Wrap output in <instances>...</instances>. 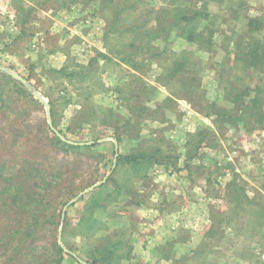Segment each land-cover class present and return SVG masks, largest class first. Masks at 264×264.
I'll return each instance as SVG.
<instances>
[{"label":"rangeland","instance_id":"1","mask_svg":"<svg viewBox=\"0 0 264 264\" xmlns=\"http://www.w3.org/2000/svg\"><path fill=\"white\" fill-rule=\"evenodd\" d=\"M113 2L0 0V264H264V0Z\"/></svg>","mask_w":264,"mask_h":264},{"label":"trees","instance_id":"2","mask_svg":"<svg viewBox=\"0 0 264 264\" xmlns=\"http://www.w3.org/2000/svg\"><path fill=\"white\" fill-rule=\"evenodd\" d=\"M114 5L112 7H107L108 10V14H110L113 18H118L120 19V15L124 12H126L125 15H129L132 13V9L140 7V4L142 3V0H113ZM101 4L104 7V5L106 6H110L112 4V0H101ZM183 5V4H182ZM178 6V5H177ZM184 6V5H183ZM183 10V11H181ZM145 12H150L149 10L145 9ZM184 12L186 14V16L188 18H186V25L189 24V20H191L193 18L194 15L198 14L201 15V12L196 9V8H192L189 6H184V7H176V9L174 11H172V18H176L177 16H182L184 15ZM181 13V14H180ZM170 21V20H169ZM133 29L137 30L138 29V37L143 40V44L146 45L148 43L147 40H145L146 38H148L151 35H155V32H151L149 29H141L138 28L137 24H134ZM253 55V53H252ZM251 55V56H252ZM250 56V55H249ZM262 57L263 60L261 61L262 65L264 66V52H262ZM56 138V137H55ZM69 145L71 146L72 144L69 143Z\"/></svg>","mask_w":264,"mask_h":264}]
</instances>
